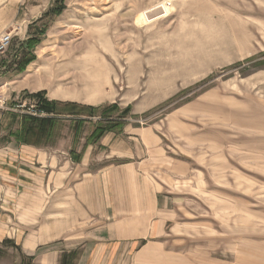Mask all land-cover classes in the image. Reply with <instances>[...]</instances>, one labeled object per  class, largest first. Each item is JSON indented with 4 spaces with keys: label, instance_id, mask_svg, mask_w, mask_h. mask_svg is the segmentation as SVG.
<instances>
[{
    "label": "rangeland",
    "instance_id": "1",
    "mask_svg": "<svg viewBox=\"0 0 264 264\" xmlns=\"http://www.w3.org/2000/svg\"><path fill=\"white\" fill-rule=\"evenodd\" d=\"M20 1L43 13L59 5ZM65 5L37 61L39 51L52 80L61 76L74 96L114 95L107 104L130 107L127 119L155 127L167 146L157 177L173 211L167 235L129 264H264V66H256L264 60V0ZM20 26L1 33L14 39L1 64L22 42ZM2 76L0 99L10 100L23 76L9 84Z\"/></svg>",
    "mask_w": 264,
    "mask_h": 264
},
{
    "label": "crops",
    "instance_id": "2",
    "mask_svg": "<svg viewBox=\"0 0 264 264\" xmlns=\"http://www.w3.org/2000/svg\"><path fill=\"white\" fill-rule=\"evenodd\" d=\"M21 5L20 0L0 3V34L21 25L16 39L25 41L30 25L47 11ZM37 54L39 60L18 74L4 73L0 63L7 84L23 76L13 90L14 105L38 102L20 98L22 91H45L50 101L113 102L114 95L105 91L87 99L74 96L61 76L52 80L43 54ZM22 115L0 113V264H65L71 252L73 260L67 259L73 264H129L163 246L173 211L157 179L165 172L168 151L155 127L128 119L121 133L87 142L96 119L77 136L64 118L51 142L33 145L11 134L20 129Z\"/></svg>",
    "mask_w": 264,
    "mask_h": 264
},
{
    "label": "trees",
    "instance_id": "3",
    "mask_svg": "<svg viewBox=\"0 0 264 264\" xmlns=\"http://www.w3.org/2000/svg\"><path fill=\"white\" fill-rule=\"evenodd\" d=\"M57 2L59 5H55L49 9L39 20L30 25L29 34L32 33L28 39L17 45L9 61L2 63L5 67L4 73H22L31 63L37 60L35 52L36 47L43 41L50 21L53 20L54 17L60 16L66 9L65 0H57ZM46 18H49V21L42 23L41 27H36ZM257 59L258 58H253L249 61ZM256 66H264V60L257 61ZM20 97L36 98L40 110L47 114L43 117L29 114L22 115L20 129L11 133L17 141L22 143L33 145L48 144L53 139L55 129L58 128L64 118H69L71 120V128L74 130L75 135H77V133L78 135L82 133L87 123L93 122V120L96 119L94 122V129L87 137V142H97L108 132L121 133L128 123L127 115L130 111V107L122 110L118 103H106L101 106H85L76 102L50 101L46 98L45 91L34 94L25 91ZM74 254V252L65 254V264H73L67 257L70 256L72 259Z\"/></svg>",
    "mask_w": 264,
    "mask_h": 264
},
{
    "label": "built area",
    "instance_id": "4",
    "mask_svg": "<svg viewBox=\"0 0 264 264\" xmlns=\"http://www.w3.org/2000/svg\"><path fill=\"white\" fill-rule=\"evenodd\" d=\"M13 33H4L0 35V57L7 53L13 43ZM11 100V101H10ZM0 99V112H16L20 111L22 114H29L32 116L43 117L45 112L40 110L38 102L29 103L27 101L14 105L12 99Z\"/></svg>",
    "mask_w": 264,
    "mask_h": 264
},
{
    "label": "bare ground",
    "instance_id": "5",
    "mask_svg": "<svg viewBox=\"0 0 264 264\" xmlns=\"http://www.w3.org/2000/svg\"><path fill=\"white\" fill-rule=\"evenodd\" d=\"M37 68V67H36ZM38 72V69H35V74ZM36 77V76H35Z\"/></svg>",
    "mask_w": 264,
    "mask_h": 264
}]
</instances>
